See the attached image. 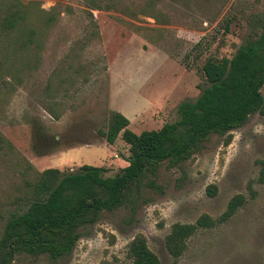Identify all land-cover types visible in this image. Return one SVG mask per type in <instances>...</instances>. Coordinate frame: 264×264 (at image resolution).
Returning a JSON list of instances; mask_svg holds the SVG:
<instances>
[{
    "label": "rangeland",
    "instance_id": "1",
    "mask_svg": "<svg viewBox=\"0 0 264 264\" xmlns=\"http://www.w3.org/2000/svg\"><path fill=\"white\" fill-rule=\"evenodd\" d=\"M19 1L34 33L24 46L18 33H0V231L26 209L27 183L42 169L86 164L110 176L124 167L126 144L98 134L111 113L134 133L173 122L178 104L208 85L205 59L231 57L264 26V0ZM262 159L264 116L253 112L186 160L146 173L122 205L78 228L69 254L17 253L11 264H129L136 234L161 264H264ZM235 194L244 202L226 222L196 230L177 258L167 253L172 223L216 218Z\"/></svg>",
    "mask_w": 264,
    "mask_h": 264
},
{
    "label": "trees",
    "instance_id": "2",
    "mask_svg": "<svg viewBox=\"0 0 264 264\" xmlns=\"http://www.w3.org/2000/svg\"><path fill=\"white\" fill-rule=\"evenodd\" d=\"M26 16L25 4L19 0H0V33L16 32L19 45L29 43L34 31L25 27ZM201 70L208 85L193 101L178 104V118L173 122L134 133L127 127L128 118L111 113L106 129L98 134L106 144L119 137L127 146L123 158L127 164L114 174L105 176L104 166L86 164L74 171L48 167L38 172L26 186V209L11 214L0 231V264H11L17 253L46 254L51 259L69 254L79 237L78 228L95 222L102 211L122 205L144 175L154 173L161 162L175 166L190 157L209 134L222 136L245 123L253 112L264 116L260 92L264 26L231 57H207ZM258 165L257 180L264 183V159ZM206 191L213 195L215 186H207ZM243 202V195L235 194L216 218L203 213L192 223H172L164 236L167 253L177 258L196 230L226 222ZM126 255L129 264H161L141 234L129 240Z\"/></svg>",
    "mask_w": 264,
    "mask_h": 264
},
{
    "label": "crops",
    "instance_id": "3",
    "mask_svg": "<svg viewBox=\"0 0 264 264\" xmlns=\"http://www.w3.org/2000/svg\"><path fill=\"white\" fill-rule=\"evenodd\" d=\"M115 141V140H114ZM113 144V143H112ZM112 144H110V145H112ZM109 145V144H108ZM113 157H115L116 158V155L115 154H113ZM114 159V158H113ZM117 160V159H116ZM123 162H124V164L123 165H126L127 164V162L123 159L122 160Z\"/></svg>",
    "mask_w": 264,
    "mask_h": 264
}]
</instances>
